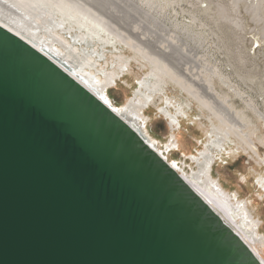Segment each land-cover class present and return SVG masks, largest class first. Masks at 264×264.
I'll return each mask as SVG.
<instances>
[{
  "label": "water",
  "instance_id": "95a60500",
  "mask_svg": "<svg viewBox=\"0 0 264 264\" xmlns=\"http://www.w3.org/2000/svg\"><path fill=\"white\" fill-rule=\"evenodd\" d=\"M0 264H263L61 66L0 25Z\"/></svg>",
  "mask_w": 264,
  "mask_h": 264
},
{
  "label": "bare ground",
  "instance_id": "6f19581e",
  "mask_svg": "<svg viewBox=\"0 0 264 264\" xmlns=\"http://www.w3.org/2000/svg\"><path fill=\"white\" fill-rule=\"evenodd\" d=\"M113 2L104 0L98 4L107 7L113 6ZM147 3L153 5L154 2ZM117 5L121 8L123 4ZM134 6L136 10L138 7ZM126 7L125 10L123 9L125 12ZM116 15L120 21H125L126 18H121V14ZM118 21L109 15L108 10L102 11L96 8L90 0H0V25L40 50L78 82L107 102H109L108 88L131 71L133 62L143 67L146 72L142 77H136L137 87L133 91V96L119 107L109 102L111 107L145 136L149 144L208 202L264 264V257L260 251L264 246V235L259 232V222L254 218L252 208L250 209L247 201L238 199L236 192L231 194L219 179L212 176L217 152L221 158L222 153L230 156L238 150L250 149L264 163V159L257 152L258 145L255 146L254 142L258 140L264 145V141L257 137L256 125L246 117V114H243L242 110L236 111L232 104L224 108L216 102L212 94L208 95L200 90V84L196 79L205 82L210 92H214L212 77L215 70L203 67L204 69L200 71L197 69L196 72L189 73L192 75L191 78L195 76V79L185 74L189 69L186 72L183 70V73L177 72L168 62L172 49L170 44L164 47L154 44V49L148 50L146 42L152 43L154 35L146 36L140 31L144 27L141 25L143 22H136L134 29L132 27L131 31H126ZM183 29L188 30V28ZM128 51L131 55H128ZM168 83L178 86L188 95L187 99H184V102H177L174 96L164 93ZM157 97L166 104V107H159V111L166 118L171 130L170 137L165 143L156 140L148 132V117L144 113V109ZM189 97L197 103L202 118H205L208 124L193 119L191 115L193 123H196L195 126L203 131L205 140L201 142L204 148L202 147L197 155L187 156L183 151L186 149V139L180 129L185 124L184 119L190 117L192 101ZM221 97L225 101L227 94ZM255 112L257 118L264 124V113L259 110ZM243 117L246 119L241 121L243 122L241 124L239 119ZM160 146L167 154L181 148L184 159L188 157L192 163L195 162V168L191 167L188 172L184 168L185 161H181L178 165L176 159L171 160L162 153ZM257 182L264 187V176L260 175Z\"/></svg>",
  "mask_w": 264,
  "mask_h": 264
},
{
  "label": "rangeland",
  "instance_id": "374dc122",
  "mask_svg": "<svg viewBox=\"0 0 264 264\" xmlns=\"http://www.w3.org/2000/svg\"><path fill=\"white\" fill-rule=\"evenodd\" d=\"M90 1L96 8L108 10L109 15L117 21L120 18L116 14L126 18L125 21H118L122 24L123 30L126 28V31H131L138 21L143 22L141 25L144 27L140 31L146 36L154 35L153 44L146 42L148 50H153L154 44L161 47L170 44L172 49L168 62L177 72L183 73V70L186 72L187 69L189 71L191 69L185 73L191 78L192 75L189 73L196 72L197 69L200 71L204 67L215 70L212 77L214 92H210L205 82L196 79L200 84V90L208 95L212 94L216 102L224 108L232 104L236 111L242 110L243 114L256 125L257 137L264 141V124L257 118L255 112L259 110L264 113V0H114V2L111 0L114 5L107 7L98 4L104 0ZM149 1L154 2V6L147 3ZM117 4H123L120 5L121 8L127 6L126 12L125 7L118 8ZM133 6L138 8L135 10ZM127 53L131 55L130 51ZM144 72L146 70L143 67L133 62L131 71L108 88L109 102L119 107L131 98L137 87V78L142 77ZM192 78L195 79V76ZM166 86L164 93L174 96L177 102H184V99H187L188 95L175 84L168 83ZM215 92L222 94L221 96L227 94L226 102ZM163 106L166 107L164 100L157 97L144 109V113L148 117V132L156 140L165 143L170 137L171 130L166 118L159 111V107ZM191 115L193 119L208 124L205 118H202L197 103L192 101L190 117L184 119L185 124L182 125L184 129L182 127L180 129L186 139V149L183 151L187 156L197 155L198 151L204 148L201 142L205 140L203 131L195 126ZM241 118L239 122L246 119ZM254 142L255 146L258 145V154L264 159V145L258 140ZM159 149L169 159H176L178 165L185 161L184 168L188 172L191 167L195 168V162L192 163L188 157L184 159L181 148L169 154L162 146ZM219 156V152L215 153L213 178L219 179L231 194L236 192L238 199L248 202L254 218L259 222V232L264 235V187L257 182L260 175L264 176V163L250 149L238 150L230 156L226 153H222L221 158ZM260 251L264 257V246Z\"/></svg>",
  "mask_w": 264,
  "mask_h": 264
}]
</instances>
